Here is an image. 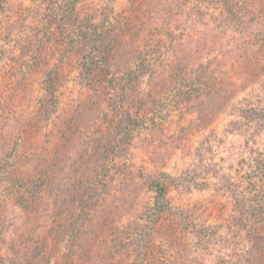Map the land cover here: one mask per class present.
I'll return each mask as SVG.
<instances>
[{"label":"rangeland","instance_id":"1","mask_svg":"<svg viewBox=\"0 0 264 264\" xmlns=\"http://www.w3.org/2000/svg\"><path fill=\"white\" fill-rule=\"evenodd\" d=\"M262 173L264 0L0 4V264H264Z\"/></svg>","mask_w":264,"mask_h":264},{"label":"trees","instance_id":"2","mask_svg":"<svg viewBox=\"0 0 264 264\" xmlns=\"http://www.w3.org/2000/svg\"><path fill=\"white\" fill-rule=\"evenodd\" d=\"M4 0H0V4L3 2ZM257 103H258V95H257ZM238 109V113L241 117L242 120V127L243 129H248L250 127L253 126V122H255L256 127L253 126L252 129L254 130V136H258V106L257 108L255 107H240L237 108ZM244 131V130H243ZM253 145H255V142H252ZM246 145L248 147V142H246ZM258 167V165H257ZM264 174V173H262ZM151 187L153 188V190L156 192L157 195V199H158V203L160 204V208L163 205V200H164V195H165V190L164 187L157 181H153L151 183ZM260 199H262V195L259 196Z\"/></svg>","mask_w":264,"mask_h":264}]
</instances>
